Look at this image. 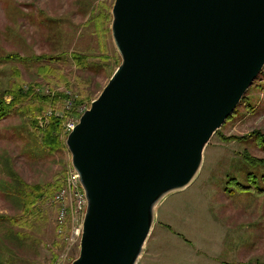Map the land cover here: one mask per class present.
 <instances>
[{
	"label": "water",
	"instance_id": "95a60500",
	"mask_svg": "<svg viewBox=\"0 0 264 264\" xmlns=\"http://www.w3.org/2000/svg\"><path fill=\"white\" fill-rule=\"evenodd\" d=\"M111 33L121 64L66 138L87 199L71 264L138 263L264 69V0H115Z\"/></svg>",
	"mask_w": 264,
	"mask_h": 264
},
{
	"label": "rangeland",
	"instance_id": "374dc122",
	"mask_svg": "<svg viewBox=\"0 0 264 264\" xmlns=\"http://www.w3.org/2000/svg\"><path fill=\"white\" fill-rule=\"evenodd\" d=\"M114 2L0 0V96L10 102L19 87L42 97L72 91L78 103L91 106L121 64L111 33ZM74 54L87 55L88 69L77 66ZM63 107L49 104L36 116L54 113L41 132L63 117ZM29 117L16 110L0 121V158H9L28 185L64 180L72 167L63 127L69 116L56 152L43 145ZM232 136L247 139L225 140ZM246 156L264 159V69L211 138L188 191L157 206L155 220L164 228H152L137 264H264V192L255 191L264 190V167L248 164ZM1 172L0 181L8 180ZM58 208L53 198L40 201L17 264H71L79 256L80 240L69 246L57 235ZM19 212L0 190V215Z\"/></svg>",
	"mask_w": 264,
	"mask_h": 264
},
{
	"label": "trees",
	"instance_id": "16d2710c",
	"mask_svg": "<svg viewBox=\"0 0 264 264\" xmlns=\"http://www.w3.org/2000/svg\"><path fill=\"white\" fill-rule=\"evenodd\" d=\"M73 60L77 63L79 68L88 69V64L86 63L88 62L87 55L74 54ZM23 92V87L16 88L13 93L9 94L12 96L10 102H7L3 95L0 96V121L12 115L16 110L21 111L24 115L28 113L30 115L28 120L30 127L38 135L43 133V145L46 146L50 152L59 151L60 147L62 148L59 132L68 114L65 113L61 119L54 117L51 120V124L44 132L39 130L35 118L38 114L43 112L49 104H53L54 106L56 104H62V94L42 97L34 94L32 90L25 94ZM26 103L28 104L24 105ZM30 103L35 107L32 108ZM29 104L30 106H28ZM24 108H28L27 111L21 110ZM244 139H247V137L232 136L225 140L241 141ZM245 159L248 164L254 165L255 167H264V159L251 158L250 156H246ZM0 172L8 178V180L0 181V190L6 194L8 199H12L20 210L19 214L14 216L0 215V264H17L20 261L18 251L25 245L26 235L23 232L26 228H31L30 221L37 215L40 201L44 198H53L52 196L64 188L65 182L63 179H60L46 185H28L22 180L20 174L12 168V161L9 158H0ZM262 179L264 180V177H262ZM237 185L241 191L253 189L252 187L242 186L240 184ZM256 190L258 192H264L263 189L255 188V191Z\"/></svg>",
	"mask_w": 264,
	"mask_h": 264
},
{
	"label": "built area",
	"instance_id": "2783aa9c",
	"mask_svg": "<svg viewBox=\"0 0 264 264\" xmlns=\"http://www.w3.org/2000/svg\"><path fill=\"white\" fill-rule=\"evenodd\" d=\"M58 93L50 94L51 96H56ZM63 96L62 104L63 110L66 114H68L69 118L63 124L64 133L67 136L71 131L74 130L75 126L79 122V118L86 110L89 109V104L78 103V96L74 94L72 91H68ZM58 113V112H57ZM56 113V114H57ZM54 113L50 112L46 116L41 119H37V126L40 128L44 127V124L48 122L50 117H53ZM65 186L63 189L58 191L54 197L53 201L58 204V215H59V230L61 229L63 222L66 220V216L68 213L75 215H85L87 208V199L85 196V192L82 188V185L79 180L78 173L71 167L68 170L67 175L64 179ZM80 222L73 229V235L78 234L81 230V217ZM64 242L72 246L75 243H79L78 240L73 239L72 237L62 238Z\"/></svg>",
	"mask_w": 264,
	"mask_h": 264
},
{
	"label": "bare ground",
	"instance_id": "6f19581e",
	"mask_svg": "<svg viewBox=\"0 0 264 264\" xmlns=\"http://www.w3.org/2000/svg\"><path fill=\"white\" fill-rule=\"evenodd\" d=\"M87 111V110H86ZM83 115V114H82ZM81 115V116H82ZM80 116V117H81ZM80 119V118H79ZM68 136V135H67ZM73 168V167H72ZM74 169V168H73ZM164 200V199H163ZM162 200V201H163ZM161 201V202H162ZM160 202V203H161ZM159 203V204H160ZM158 204V205H159ZM157 205V206H158ZM156 206V208H157ZM155 208V210H156ZM80 217H81V230L80 232L75 235H73V229L76 225H78V223L80 222ZM84 220H85V215H75V214H71V213H68V215L66 216V220L63 222V225L61 227V229L59 230V232H62V233H58V228H59V215L57 214V235L62 239V238H65V237H72L73 239L75 240H80L81 242V238H82V234H83V226H84ZM155 218H154V224H155Z\"/></svg>",
	"mask_w": 264,
	"mask_h": 264
},
{
	"label": "crops",
	"instance_id": "0c3cea01",
	"mask_svg": "<svg viewBox=\"0 0 264 264\" xmlns=\"http://www.w3.org/2000/svg\"><path fill=\"white\" fill-rule=\"evenodd\" d=\"M193 183H194V182H193ZM193 183H192V184H193ZM192 184H191V185H192ZM191 185H190L189 187H187L186 189L180 191V192H176V193L170 194V195H168V196H169V197H180V196H177V195H183L184 193H186V191H188V188H190ZM160 204H161V203H160ZM158 217H159V214H158ZM159 225L163 226V228H164V223H162L160 220H159V221L156 220V221H155V224H154V226H153V229H156V226H159ZM165 226H168V225L165 224Z\"/></svg>",
	"mask_w": 264,
	"mask_h": 264
}]
</instances>
